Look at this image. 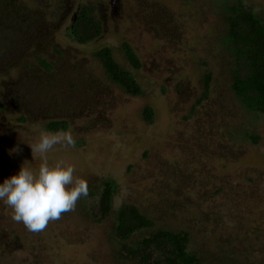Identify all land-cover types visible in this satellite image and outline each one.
I'll return each mask as SVG.
<instances>
[{
  "label": "rangeland",
  "instance_id": "1",
  "mask_svg": "<svg viewBox=\"0 0 264 264\" xmlns=\"http://www.w3.org/2000/svg\"><path fill=\"white\" fill-rule=\"evenodd\" d=\"M237 3L264 25V0H0V183L23 164L38 169L30 145L63 119L75 144L55 145L49 166L72 165L88 185L73 211L35 233L0 202V264H137L114 234L123 204L155 228L189 233L195 264H264V113L231 89L228 17ZM82 6L101 25L86 44L70 32ZM104 47L142 94L109 78L95 55ZM106 180L116 192L100 219L94 193Z\"/></svg>",
  "mask_w": 264,
  "mask_h": 264
},
{
  "label": "trees",
  "instance_id": "2",
  "mask_svg": "<svg viewBox=\"0 0 264 264\" xmlns=\"http://www.w3.org/2000/svg\"><path fill=\"white\" fill-rule=\"evenodd\" d=\"M189 1V0H184ZM228 41L235 58L231 89L234 95L249 110L264 113V25L257 14L237 3L229 7ZM70 32L76 41L86 44L101 34V25L90 9L82 6L74 16ZM122 50L134 69H140L142 63L136 51L128 42L122 43ZM102 62L109 78L120 85L128 94L140 95L142 86L132 72L119 65L109 47L95 52ZM211 83V76L205 80L206 95ZM200 100H198L199 102ZM153 109L146 107L144 116L152 120ZM46 127L52 132H63L68 128L66 120H50ZM256 142V139L253 138ZM116 192L115 183L106 180L97 196V212L100 219L109 216L113 210ZM92 194V193H91ZM150 230L141 238L129 243L138 232ZM117 243L124 256L137 264H195L196 255L188 250L189 233L183 230L155 228L152 218L132 204H123L118 212L114 231Z\"/></svg>",
  "mask_w": 264,
  "mask_h": 264
},
{
  "label": "clouds",
  "instance_id": "3",
  "mask_svg": "<svg viewBox=\"0 0 264 264\" xmlns=\"http://www.w3.org/2000/svg\"><path fill=\"white\" fill-rule=\"evenodd\" d=\"M74 146L70 132L41 133L38 142L30 145L41 156L38 169L24 164L19 171L0 183V202L12 210L11 218L22 223L30 232L43 231L50 221L62 213L73 211L81 197L88 196L84 179L74 177V167L62 161L49 166L47 153L55 145ZM18 151V149H12Z\"/></svg>",
  "mask_w": 264,
  "mask_h": 264
}]
</instances>
